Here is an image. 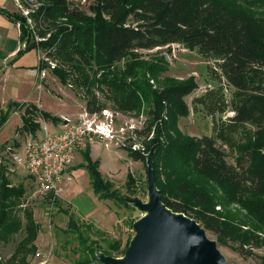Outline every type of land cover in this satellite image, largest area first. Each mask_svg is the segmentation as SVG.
<instances>
[{
  "label": "trees",
  "instance_id": "trees-1",
  "mask_svg": "<svg viewBox=\"0 0 264 264\" xmlns=\"http://www.w3.org/2000/svg\"><path fill=\"white\" fill-rule=\"evenodd\" d=\"M37 2L41 6L31 15L33 29L21 27L19 41L26 38L28 46L18 50L16 58L32 49L41 50L44 57L39 59V71L48 67L45 60L58 61L52 74L61 84L74 76L76 86L84 90L88 113L111 107L140 115L148 109L146 124L136 133L137 139L144 135L143 144L153 135L150 149L161 201L173 212L194 219L219 242H229L236 251L250 255L252 248L262 243L260 236L251 229L244 230L243 222L214 213L212 199L190 182L187 174L203 175L228 198L243 205L250 201L251 216L257 221L253 230L264 231V202L260 200L264 197V0H95L90 7L94 17L85 15L69 0ZM0 13L13 22L23 21L17 14L1 9ZM32 35L45 41L36 48L29 44ZM172 43L220 58L221 73L234 89L231 126L248 124L254 128L245 144L237 147L234 164L227 162L224 149L214 138L191 139L177 130L178 120L188 115L185 98L196 88L193 81L161 78L167 70L162 58L144 62L132 52ZM127 57L122 68L116 66ZM12 105L23 110L20 130L29 134L39 128L33 118L36 114L53 124L62 121L33 104ZM0 116L1 126L8 113L1 110ZM144 155L128 150V156L136 161H145ZM81 158L83 164L77 168L86 170L98 199L133 208L103 178L99 163L90 158V150L82 152ZM159 161L169 172L166 184L160 183L156 174ZM126 184L128 188L134 185L130 174ZM25 193L23 183H10L6 167L0 162V244L8 243L21 231L24 234L7 264H31L29 258L36 252L40 227L33 212L22 207ZM67 226L76 234L82 253L74 264H98L97 252L118 257L124 251L120 241L103 238V232L94 230L92 224L79 226L72 215ZM87 232H93L97 240H91Z\"/></svg>",
  "mask_w": 264,
  "mask_h": 264
},
{
  "label": "rangeland",
  "instance_id": "rangeland-1",
  "mask_svg": "<svg viewBox=\"0 0 264 264\" xmlns=\"http://www.w3.org/2000/svg\"><path fill=\"white\" fill-rule=\"evenodd\" d=\"M94 4L95 0H86L84 5H79L80 11L89 17H94V13L90 9ZM0 9L11 14H18L13 0H0ZM254 10L262 13L259 9L254 8ZM104 18L107 19L105 16ZM64 21L60 20L59 22ZM2 37H5V40L10 43L19 41L15 22L12 21L8 27L0 24V38ZM41 42L44 40L39 41L32 35L29 44L36 45L38 48V44ZM132 52L144 62H153L162 58L167 70L161 74V78L168 77L177 81L191 79L193 81L196 88L185 98L188 115L178 120L177 130L183 136L191 139L214 138L217 145L224 149L227 162L234 164L238 148L250 138L254 128L248 124L238 128L231 126L230 119L234 115V89L221 73L220 58L216 55L203 54L197 48H187L179 43L149 49H136ZM42 55L41 50L32 49L18 59L27 66L31 64V69H37L39 67L38 56ZM128 59L129 57L117 63L116 66L122 68ZM47 61L45 60L46 63ZM53 64L56 67L58 61H54ZM22 69L13 70L7 79V84L6 79H2L0 82L2 98L6 99L3 102L5 105L0 106V111L8 113L7 120L0 126V162L5 165L7 178L12 185L24 184L26 193L21 201L22 207L33 212L34 219L40 227L35 241L36 252L33 257L29 258L30 263L38 264L46 258V264H74L80 258L82 253L76 234L67 226L69 215H72L79 226L92 224L94 230L103 232V238L120 241L121 249L125 250L134 235L133 223L142 216V213L135 208L124 207L114 200L98 199L93 193L86 170L77 168L78 165L83 164L81 157L73 163L72 180L62 187L56 197L39 193L22 166H15L14 172L9 165L8 147H14L16 144L22 147L30 135L40 139L43 136L41 128L45 124H47L49 134L57 133L61 129L60 126L56 127L50 121H44L36 114V117L33 118L39 128L34 134L23 132L20 130L21 124L16 128L17 119L12 113L17 109L12 104H21L22 101L29 98L31 104L39 107L38 110L59 119L63 115L69 119H76L78 114L84 111L82 109V104L85 103L84 90L76 86L73 80L74 76H70L65 84H61L52 71L45 67V76L42 81L38 82L34 74L31 73L30 80L26 70ZM150 83L154 88L157 87L153 80H150ZM38 84L41 85L40 89ZM96 95L99 100H103L100 93L96 92ZM109 109L118 113L117 128L122 125L125 119H129L135 124V130H137L139 127L142 128V123L146 124L148 119V109H145L140 115L123 113L111 107ZM132 131L125 135V142L121 146L110 143L98 148L93 147L90 150V158L99 163V171L103 178L111 184L112 190L124 197L145 202L147 201L146 164L145 161H136L130 158L128 150L147 154L152 145L153 135L147 138V144H143L142 141L146 140L144 135L137 139V133ZM20 150L18 149L17 153H20ZM164 165L165 163L162 161L156 162V174L160 183L166 184L168 183L166 175L169 172L164 168ZM127 174L134 178V185L130 188L126 184ZM187 179L195 186L200 187L212 199L214 213L232 221L243 222L244 230L251 229L262 239V243L258 247L252 248L250 255H245L236 251L234 248L236 246L229 242H219L213 233L205 230L206 236L210 240L216 241L217 248L224 259L230 264H264V231L253 230L257 221L251 216L250 201L243 205L228 198L220 187L199 173L188 172ZM183 197L181 196L180 199ZM260 200L264 202V197ZM19 214L21 216V212ZM86 234L91 240L98 238L93 232ZM23 236L21 231L14 235L8 243L0 244V264H7L6 261ZM122 255L123 253L118 257ZM98 264L101 263L98 262Z\"/></svg>",
  "mask_w": 264,
  "mask_h": 264
},
{
  "label": "built area",
  "instance_id": "built-area-1",
  "mask_svg": "<svg viewBox=\"0 0 264 264\" xmlns=\"http://www.w3.org/2000/svg\"><path fill=\"white\" fill-rule=\"evenodd\" d=\"M69 1L78 7L86 2V0ZM13 3L17 9V15L23 19V21L15 22L21 37L22 25L26 29H33L31 15L38 11L41 4L37 0H13ZM34 36L39 41H45ZM29 38L31 39V36ZM27 46L25 38L19 42L18 50H24ZM43 57V55L39 56V59ZM47 63L50 70L55 67L52 62L47 61ZM39 72L40 80H42L46 73L45 69ZM117 117L118 113L107 107L99 113H88L84 110L76 119L64 118L61 129L54 134H49L47 126L43 125L41 128L43 136L38 139L30 135L24 145L19 148L20 153H17L18 149L13 146L7 148L9 165L14 172L15 166H22L39 193L56 197L62 187L72 180L73 163L81 157L82 152L110 143L121 146L128 132L141 131L145 124L143 122V127L135 130V124L125 119L117 128ZM46 263L47 259L44 258L38 264Z\"/></svg>",
  "mask_w": 264,
  "mask_h": 264
},
{
  "label": "water",
  "instance_id": "water-1",
  "mask_svg": "<svg viewBox=\"0 0 264 264\" xmlns=\"http://www.w3.org/2000/svg\"><path fill=\"white\" fill-rule=\"evenodd\" d=\"M153 150L144 155L147 201L124 198L142 216L133 223L134 235L121 257L96 253L101 264H230L194 219L173 212L161 201L153 172Z\"/></svg>",
  "mask_w": 264,
  "mask_h": 264
},
{
  "label": "crops",
  "instance_id": "crops-1",
  "mask_svg": "<svg viewBox=\"0 0 264 264\" xmlns=\"http://www.w3.org/2000/svg\"><path fill=\"white\" fill-rule=\"evenodd\" d=\"M11 20L7 17H5L3 14L0 13V24H2L3 26H10L11 24ZM18 32V29H17ZM18 36L20 38V35L18 33ZM20 41H13V42H8V40H5V37L0 38V82H2V79H6V84L8 83L9 76L11 75V72L13 70H19L20 68H23L26 70L28 78H30L31 80V73L35 75V79H37L38 82L42 81L40 80L39 77V70L37 69H31V64L30 65H26L25 63H23V61H20L18 58H16V53L18 52V45H19ZM39 57V56H38ZM18 59V60H17ZM22 69V70H23ZM39 89L41 88V85L38 84ZM6 91V90H5ZM2 87L0 84V106H4L6 99L2 98ZM2 102V103H1ZM23 103L21 104H31L30 99L27 98L26 100L22 101ZM41 107V106H40ZM39 108V107H38ZM82 109L85 110V103L82 104ZM17 111V112H15ZM12 115L16 116V128L19 124H22L21 121V116L23 114V110H15ZM62 118H69L67 116H61V123L59 124H54L56 127L61 126V124H63V119ZM47 126V124H45ZM21 127V126H20ZM21 147L20 146H14V148L19 149Z\"/></svg>",
  "mask_w": 264,
  "mask_h": 264
}]
</instances>
